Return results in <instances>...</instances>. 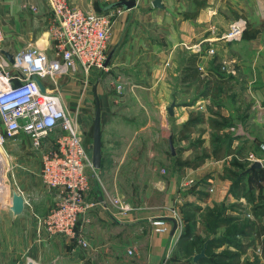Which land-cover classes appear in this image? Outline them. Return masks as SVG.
I'll use <instances>...</instances> for the list:
<instances>
[{
	"label": "crops",
	"instance_id": "1",
	"mask_svg": "<svg viewBox=\"0 0 264 264\" xmlns=\"http://www.w3.org/2000/svg\"><path fill=\"white\" fill-rule=\"evenodd\" d=\"M119 1L136 6L106 10ZM152 1L67 0L86 12L111 14L110 44L119 48L106 69L86 81L58 79L90 157L89 85L100 103L101 166L86 170V202L115 197L134 210L114 217L115 208L108 212L96 205L79 216L72 239L49 237L43 228L38 233L53 193L41 180L39 164L22 163L20 188L11 186L8 199L0 201V264H189L179 245L185 221L172 236V223L160 235L150 220L185 205L203 210L246 204L231 195L229 177L250 154L262 168L243 181L251 192L247 205L264 214V0H162L163 9L156 10ZM232 23H240L242 38L230 43L223 36ZM51 25L45 0H0L2 51L9 55L32 45L52 57ZM171 104L173 116L167 113ZM188 180L193 183L184 188ZM13 191L24 199L18 216L10 211ZM80 239L87 248L78 245Z\"/></svg>",
	"mask_w": 264,
	"mask_h": 264
},
{
	"label": "built area",
	"instance_id": "2",
	"mask_svg": "<svg viewBox=\"0 0 264 264\" xmlns=\"http://www.w3.org/2000/svg\"><path fill=\"white\" fill-rule=\"evenodd\" d=\"M45 3L53 17L49 36L52 57L44 50L27 45L12 56L13 64H10L2 54L4 37L0 28V147L20 134L29 138L32 148L41 157V180L54 198L47 216L39 220L37 232L43 228L49 237L72 239L78 234L79 216L96 205L108 212L110 206L115 208L114 217L134 210L115 197L108 202H86L90 191L86 170L94 171V168L76 116L64 102L58 85L60 77L86 81L93 70L105 69L114 17L83 11L67 0H45ZM231 27L227 39L238 40L240 23ZM3 66L11 67L14 72L10 73ZM34 78L40 81L44 93ZM116 89L120 92L121 85ZM247 159L250 163L257 161L251 154ZM192 183L188 180L183 187ZM170 220L181 233L183 218L176 208L168 209L165 217L151 219L152 231L160 235L168 233ZM78 245L82 249L88 247L82 239L78 240Z\"/></svg>",
	"mask_w": 264,
	"mask_h": 264
},
{
	"label": "rangeland",
	"instance_id": "3",
	"mask_svg": "<svg viewBox=\"0 0 264 264\" xmlns=\"http://www.w3.org/2000/svg\"><path fill=\"white\" fill-rule=\"evenodd\" d=\"M111 11V10H108ZM106 11V12H108ZM113 11V10H112ZM111 11V12H112ZM118 11V10H115ZM117 13V12H116ZM109 14L108 16H110ZM53 20V17H52ZM234 24V23H232ZM231 24V25H232ZM231 25H229L226 33L223 36V39L227 42H236L239 41L242 38V34L239 36L238 40L227 39V36L231 33ZM110 39L107 43V49H106V58L107 56L112 53L111 60L113 58V51L117 52L118 48L117 45L115 47L110 44ZM39 48V47H37ZM40 49V48H39ZM211 53H213V50H211ZM182 55V54H180ZM181 57V56H180ZM1 59V57H0ZM110 60V61H111ZM5 70L11 72H14L11 67L3 66ZM106 69V67H105ZM104 69V70H105ZM104 70H93L95 71H104ZM92 72H90L89 76H91ZM66 77V76H63ZM60 77V78H63ZM48 87L49 84L47 85ZM199 86L201 87V83H199ZM87 91L89 92V99H90V105L91 109L94 110V96H92V87L91 85L88 86ZM83 140H85L84 135L82 134ZM17 141L13 146H8L6 142L3 144L0 150V162L3 164L0 165V201H3L5 199H8V192L11 186H17L20 188L19 181L17 179V170L21 169L20 164H26L27 162H32L34 165L39 164L41 166V157L38 152H36L30 143L29 138L26 136L20 135ZM85 142V141H84ZM85 144V143H84ZM3 154V155H2ZM3 161H2V160ZM249 162V161H248ZM250 165H248L249 167ZM248 169V168H247ZM237 172H235L236 174ZM239 173V172H238ZM252 173V172H251ZM231 183L235 181L236 176H230ZM246 177H244L245 179ZM243 179V181H244ZM231 191V195L238 200L240 198H243L242 195L246 191L244 182L242 184H237L236 189L234 191ZM251 192H249L248 197H246V204L245 202H232L227 203L225 205L226 211L222 213V216L225 217H238L247 219L249 222L253 223V229L252 231H246L243 233L241 229L242 225L235 226L234 229H236V232H231L233 230V224H227V225H219L218 228L211 231L208 230L205 227L206 221L203 220L206 215L205 210L200 209L199 207H194L196 211H194V217L196 222H194V228L192 229L191 236L193 238L192 241L189 242L188 246L181 245L184 248H180V251H183V254L189 259L190 263H192V255L199 254L201 252L202 247L204 244H207L208 242L211 243L213 247H209L210 250H208L205 253V256L207 257V261L203 262L202 264H264V220L260 219L262 214L261 208H258L256 206H249L247 205L248 198L250 196ZM249 203V202H248ZM4 206V204H3ZM206 209V208H205ZM194 210V209H193ZM264 212V211H263ZM187 224L188 222H184ZM189 225V224H187ZM186 232V230H185ZM232 233V234H231ZM236 233V234H235ZM218 247V248H217ZM219 249V250H216ZM232 249V250H231ZM248 252L249 256H243L242 254L244 252ZM234 254H237V258L234 260L230 259V257ZM193 264V263H192ZM197 264V263H196Z\"/></svg>",
	"mask_w": 264,
	"mask_h": 264
},
{
	"label": "water",
	"instance_id": "4",
	"mask_svg": "<svg viewBox=\"0 0 264 264\" xmlns=\"http://www.w3.org/2000/svg\"><path fill=\"white\" fill-rule=\"evenodd\" d=\"M136 3L134 1H119L116 3H113L109 7H107L106 10H112V9H123L124 11L131 10L135 8ZM152 7L153 9H163L162 0H153L152 1ZM2 54L6 57L8 62L10 64H13V57L12 55H9L7 52L2 51ZM112 53H110L105 62L104 67H107L110 59H111ZM34 81L38 84L40 90L42 93H44V88L41 85L40 81L37 78H34ZM94 117L92 121V147H91V163L92 167L94 169H99L101 166V117H100V103L98 100V97L96 95V92L94 91ZM173 108L174 104H171L168 109L167 113L169 116H173ZM169 149L172 155L175 154L174 147L172 144V139H169ZM262 168V165L260 162L255 161L253 162L248 169H246L243 174H249L252 171L259 170ZM24 209V199L23 197L16 191L12 192L11 197V205H10V211L13 213L14 216H18L23 212ZM170 222L173 224L171 235L173 236L177 226L176 223L170 220ZM205 249L206 244H204L203 249L201 252L193 257V262L198 263V261L205 257Z\"/></svg>",
	"mask_w": 264,
	"mask_h": 264
},
{
	"label": "trees",
	"instance_id": "5",
	"mask_svg": "<svg viewBox=\"0 0 264 264\" xmlns=\"http://www.w3.org/2000/svg\"><path fill=\"white\" fill-rule=\"evenodd\" d=\"M190 57L192 59L193 56H190ZM191 59L189 58V60H191ZM192 62H194V61L191 60L190 65L192 64ZM189 71L196 72V69H192V67L190 66L189 67ZM232 164H234L235 166H239L240 165L236 161H232ZM250 164H251L250 162L245 163V164H241L240 165L241 166L240 167V171H238L239 173L238 172L236 174L235 173H232V176H236L237 179H235V181L232 182V185H231L232 186V189H230V190L234 191L236 189V185L237 184H242L244 177H246L247 175L250 174V173L249 174H243V172L248 168V165H250ZM247 194H249V193L247 191H245L243 193L242 197L245 198V199H247L246 198V197H248ZM238 198L236 197V199H238ZM248 202H251V196H249ZM204 210L206 212V215H205V217H202V218H204L203 220L206 221L205 227L208 230L211 229V231H213V230L217 229L218 228L217 226H219L220 224L221 225H223V224L224 225L233 224L232 225L233 226V230L231 231L233 233L237 231L236 229H234V225L235 226H238V225L241 224L242 227H241L240 230H242L241 233H243V234H244V232H246V231H249L250 232L253 229L254 224L251 223V222H249L247 219H243L242 220V219H240L238 217H225L224 218L222 216V213H224L226 211V207H225L224 204L214 205L212 208H206ZM194 211H196V209L192 205H185L182 208V210H181V215H182L183 220L185 222H188L187 224H189V225H187L186 223L184 225V232H183V234H182V236L180 237V240H179L180 248L181 247L184 248L181 245L188 246L189 242L193 240V238L191 236V233L193 232L192 229L194 228V225L193 224H194V222H196L195 217H194L195 216L194 215ZM185 230H186V232H185ZM209 247H213L210 242H208L206 244L205 253L208 250H210ZM202 249H203V247H202ZM237 256H238L237 254H234V255H232L230 257V259L234 260L235 258H237ZM206 261H207V257L205 256V257L201 258L198 261L197 264H202L203 262H206ZM254 263L256 264V262H254ZM189 264H192V263H189ZM216 264H218V263H216Z\"/></svg>",
	"mask_w": 264,
	"mask_h": 264
},
{
	"label": "bare ground",
	"instance_id": "6",
	"mask_svg": "<svg viewBox=\"0 0 264 264\" xmlns=\"http://www.w3.org/2000/svg\"><path fill=\"white\" fill-rule=\"evenodd\" d=\"M0 150H1V148H0Z\"/></svg>",
	"mask_w": 264,
	"mask_h": 264
}]
</instances>
